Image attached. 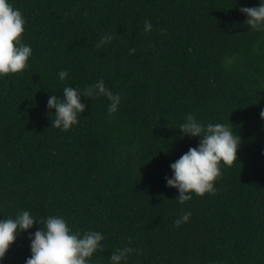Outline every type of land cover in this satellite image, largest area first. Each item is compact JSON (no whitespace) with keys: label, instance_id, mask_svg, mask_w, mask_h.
I'll return each instance as SVG.
<instances>
[{"label":"trees","instance_id":"trees-1","mask_svg":"<svg viewBox=\"0 0 264 264\" xmlns=\"http://www.w3.org/2000/svg\"><path fill=\"white\" fill-rule=\"evenodd\" d=\"M8 3L32 53L22 72L0 76V222L28 211L36 223L0 264H26L29 237L50 216L103 235L91 264H112L125 247L134 251L120 264H264V29L240 11L264 0ZM101 80L120 95L115 113L106 96L81 97L77 123L51 127L50 96ZM188 114L228 126L240 144L215 194L181 204L165 177L202 139L179 129Z\"/></svg>","mask_w":264,"mask_h":264},{"label":"clouds","instance_id":"clouds-1","mask_svg":"<svg viewBox=\"0 0 264 264\" xmlns=\"http://www.w3.org/2000/svg\"><path fill=\"white\" fill-rule=\"evenodd\" d=\"M240 11L247 15L245 21L254 31L264 29V3L258 7H244ZM25 20L18 9H14L8 0H0V76L22 72L27 67V61L32 49L21 42L24 33ZM152 29L150 22L145 21L144 31ZM111 35L105 34L97 43V47L110 42ZM135 52V49L131 50ZM59 77L64 80L67 72L61 70ZM106 96L111 102L108 113L117 111L120 95L106 89L103 80L83 90L65 87L63 98L56 95L49 97L48 109H55V119L51 127L68 131L77 123L78 113L85 111L86 105L81 97L95 98ZM260 116L264 119V110ZM184 136L202 137L198 148H189L176 162L170 165L174 175L165 177L167 186L179 190L178 200L183 204L192 199L189 193L203 196L205 193L215 194L214 181L221 175L220 164L231 166L237 161V149L240 144L238 135L226 125L211 124L207 126L198 123L193 114H188L185 122L179 127ZM190 212L182 214L175 225L179 227L186 223ZM36 223L28 211L20 212L15 219H5L0 222V259H3L9 246L16 240L19 231H26ZM41 224V222H38ZM44 227L34 234L31 239V257L26 264H91V257L102 250L101 241L104 239L99 232L88 231L81 237L80 233H70L66 221L60 217H48L42 221ZM134 250L131 247L117 249L111 255L112 264H120Z\"/></svg>","mask_w":264,"mask_h":264}]
</instances>
